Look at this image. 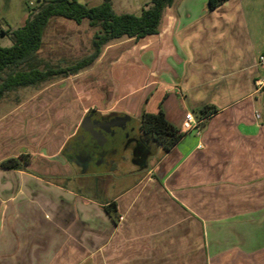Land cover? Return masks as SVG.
I'll return each mask as SVG.
<instances>
[{"label": "crops", "instance_id": "1", "mask_svg": "<svg viewBox=\"0 0 264 264\" xmlns=\"http://www.w3.org/2000/svg\"><path fill=\"white\" fill-rule=\"evenodd\" d=\"M208 1L176 0L157 34L2 99L0 162L31 164L0 168V264H264V0ZM67 21L76 33L57 62L88 56L98 30ZM205 106L216 112L200 119ZM160 109L184 136L165 152L141 133L129 171L119 161L78 177L63 154L91 111L140 126ZM187 113L197 129L184 130Z\"/></svg>", "mask_w": 264, "mask_h": 264}, {"label": "trees", "instance_id": "2", "mask_svg": "<svg viewBox=\"0 0 264 264\" xmlns=\"http://www.w3.org/2000/svg\"><path fill=\"white\" fill-rule=\"evenodd\" d=\"M176 0H152L147 9L138 15L116 14L111 0H104L92 8L76 0H44L31 9L25 24L15 30L3 31L0 34L10 35L13 45L0 48V102L11 94L27 87H41L55 77H69L90 68L99 58L102 49L111 42L123 38L143 39L159 31L161 19L166 8ZM229 0H209V10L213 11ZM64 18L81 24L88 21L97 28L94 34L92 52L70 65H51L38 56L43 45V35L50 21ZM216 112L213 106H205L198 112L200 119H206ZM141 129L150 135L153 141L165 152L170 151L184 136V131L173 126L162 109L157 114L144 113L141 118ZM31 164V156L22 154L0 162L1 169L26 171ZM107 212L118 220L116 207L112 203Z\"/></svg>", "mask_w": 264, "mask_h": 264}, {"label": "rangeland", "instance_id": "3", "mask_svg": "<svg viewBox=\"0 0 264 264\" xmlns=\"http://www.w3.org/2000/svg\"><path fill=\"white\" fill-rule=\"evenodd\" d=\"M44 0H0V30L8 31V30H15L17 28H20L25 24L26 19L31 13V9L36 8L40 2ZM78 3L83 4L87 6L88 8L96 7L100 5L104 0H76ZM112 1V8L116 14H134V15H140L144 9H147L149 5L151 4L152 0H111ZM33 4L32 7L30 5ZM87 22V21H85ZM72 23V21H71ZM67 24V19L64 18H54L50 21L47 28L45 29V37L43 41V47L41 48V52L39 51L38 56L40 59L44 60L45 62L51 64V65H61V66H67L70 65L73 60H77V58H62V59H69L68 61L63 62H57V57L68 55L67 53L69 44H71L70 40L75 35L76 31H74L73 28H70ZM87 24V23H85ZM64 35L66 38H64L63 42H56L55 43V37L57 35ZM13 45V41L11 39L10 35H4L0 34V48H10ZM57 46L59 48H57ZM71 52V51H70ZM90 53V52H89ZM70 55V54H69ZM69 62V63H68ZM93 66V65H92ZM89 69V68H88ZM87 70V69H86ZM64 77H55L51 79L49 82L45 84H49L57 79H62ZM44 84V85H45ZM43 86V85H42ZM23 91H20V93L11 94L6 99L8 101H12L15 103L13 98L18 96L17 99L22 98ZM4 104V102L2 103ZM151 144H148V147ZM132 151L129 152L127 150L120 159V168L121 171H129L134 168V165H132ZM96 170L92 168V166L87 165L84 170L80 169L78 172V177H81V173H84L85 171H92ZM58 183H65L62 180L55 179ZM67 186L71 187H79L77 183H67ZM98 196L97 193H93Z\"/></svg>", "mask_w": 264, "mask_h": 264}, {"label": "flooded vegetation", "instance_id": "4", "mask_svg": "<svg viewBox=\"0 0 264 264\" xmlns=\"http://www.w3.org/2000/svg\"><path fill=\"white\" fill-rule=\"evenodd\" d=\"M141 133L147 135L141 125H135V120L128 116L100 115L91 111L65 146L63 154L82 170L87 165L92 166L96 169L92 172L98 175L101 168L112 169L131 147L143 156L146 151Z\"/></svg>", "mask_w": 264, "mask_h": 264}, {"label": "built area", "instance_id": "5", "mask_svg": "<svg viewBox=\"0 0 264 264\" xmlns=\"http://www.w3.org/2000/svg\"><path fill=\"white\" fill-rule=\"evenodd\" d=\"M33 4L30 5V7H32ZM259 63L262 67H264V56H261L259 59ZM199 125V122H197L195 120V118L193 117V115L191 113H187L186 114V121L184 124V130H191V129H197Z\"/></svg>", "mask_w": 264, "mask_h": 264}]
</instances>
